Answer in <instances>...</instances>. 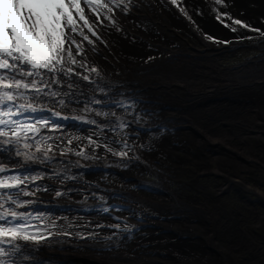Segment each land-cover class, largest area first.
Wrapping results in <instances>:
<instances>
[{"label":"snow or ice","instance_id":"snow-or-ice-1","mask_svg":"<svg viewBox=\"0 0 264 264\" xmlns=\"http://www.w3.org/2000/svg\"><path fill=\"white\" fill-rule=\"evenodd\" d=\"M235 4L236 0H86L89 17L81 0H0V264H49L38 255L43 249L70 243L81 247V241L82 247L118 251L122 241L140 232L136 225L144 223V217L136 211L139 204L133 207L130 197L85 180V172L72 171L86 169L81 161L88 160L103 159L106 167L121 169L144 163L140 152L155 148L151 139L145 143L141 137L158 138L157 132L165 131L151 124L157 114L135 89L112 79L121 75L113 65V60L119 61L114 52L119 40L138 42L117 17L148 31L137 14L166 12L182 18L214 45L247 43L264 50V17L258 22L243 18L245 13L237 15ZM204 15L213 16L234 35L220 38L205 32L196 19ZM105 20L114 30L106 35ZM147 51L141 58L144 63L163 56L151 44ZM97 56L113 71L95 63ZM108 154L118 159L109 164ZM107 175L115 174L104 173L101 179ZM45 178L66 187L36 183ZM81 183L83 187H76ZM134 188L156 193L151 185ZM38 192L53 193V198L76 192L83 210L96 215H52L32 207L43 203ZM125 255L130 256L128 264H134L135 254Z\"/></svg>","mask_w":264,"mask_h":264},{"label":"bare ground","instance_id":"bare-ground-1","mask_svg":"<svg viewBox=\"0 0 264 264\" xmlns=\"http://www.w3.org/2000/svg\"><path fill=\"white\" fill-rule=\"evenodd\" d=\"M247 1L236 0V14L243 11V18L258 22L264 13L253 2L243 7ZM81 6L91 17L86 0ZM117 18L138 42L119 40L114 49L119 61L113 60V65L121 75L112 79L135 89L157 114L151 124L165 131L157 132L158 138L141 137L145 143L151 139L155 148L140 152L144 163L115 167L117 175L112 179H101L103 174L98 173L88 178L130 197L133 207L139 204L136 211L144 223L136 225L140 232L131 241H122L118 251L82 247L81 241V247L55 244L38 255L49 264H128L126 252L135 254L134 264H264V50L257 48L260 54L253 55L255 49L247 43L233 49L214 45L182 18L166 12L137 14L148 31L123 16ZM196 19L213 36L234 35L211 15ZM104 24L108 25L105 35L114 31L107 20ZM149 44L163 56L144 63L141 58L148 55ZM94 62L113 71L99 56ZM99 152L103 154V149ZM117 159L108 154L110 163ZM121 175L137 185L153 186L156 193L134 191L123 185ZM50 182L45 178L36 183ZM38 194L44 197L39 204L43 208L53 202L68 203V197Z\"/></svg>","mask_w":264,"mask_h":264}]
</instances>
